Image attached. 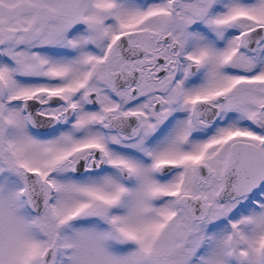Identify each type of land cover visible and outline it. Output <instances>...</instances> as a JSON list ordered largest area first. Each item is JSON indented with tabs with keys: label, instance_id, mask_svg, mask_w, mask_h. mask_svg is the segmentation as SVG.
Masks as SVG:
<instances>
[{
	"label": "snow or ice",
	"instance_id": "snow-or-ice-1",
	"mask_svg": "<svg viewBox=\"0 0 264 264\" xmlns=\"http://www.w3.org/2000/svg\"><path fill=\"white\" fill-rule=\"evenodd\" d=\"M0 264H264V0H0Z\"/></svg>",
	"mask_w": 264,
	"mask_h": 264
}]
</instances>
